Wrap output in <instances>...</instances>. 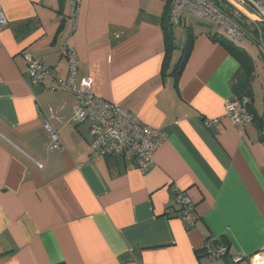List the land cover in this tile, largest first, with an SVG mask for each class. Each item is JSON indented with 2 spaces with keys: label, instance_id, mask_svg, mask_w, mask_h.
<instances>
[{
  "label": "crops",
  "instance_id": "1",
  "mask_svg": "<svg viewBox=\"0 0 264 264\" xmlns=\"http://www.w3.org/2000/svg\"><path fill=\"white\" fill-rule=\"evenodd\" d=\"M167 1L1 0L0 264H264V70L244 49L249 77L225 33L188 15L167 56ZM65 44L79 57V81L166 133L147 173L122 156L92 161L75 95L50 91L51 79L31 84L25 55L65 79ZM242 97L253 103L247 127L225 117L226 102ZM47 120L63 143L51 153ZM180 194L192 200L194 228L178 208L167 212ZM208 237L228 242L230 257H199Z\"/></svg>",
  "mask_w": 264,
  "mask_h": 264
},
{
  "label": "built area",
  "instance_id": "2",
  "mask_svg": "<svg viewBox=\"0 0 264 264\" xmlns=\"http://www.w3.org/2000/svg\"><path fill=\"white\" fill-rule=\"evenodd\" d=\"M227 2L229 6L226 5ZM78 11V2L73 3L71 18L74 25ZM185 15L210 20L236 46L245 42L253 44L264 60V0H171V24L174 27H185ZM243 22L251 27L250 32H254L253 34L243 28ZM6 25L7 18L0 0V32ZM64 54L67 61L65 79L42 59L25 55L31 84L35 87L42 86L47 79H51L55 86L50 91L62 90L75 95L73 121L77 124L90 122L92 161H99L107 156H122L134 161L141 173H147L154 165L155 153L166 141V133L144 125L137 116L123 107L96 95L91 79L79 81L80 61L76 50L65 44ZM250 106L247 97L230 99L225 104V117L235 126H250L255 121ZM43 128L50 137L48 152L60 150L63 143L49 120L43 123ZM177 208L184 223L189 228H194L197 217L194 215L191 198L186 194L178 195L168 206L167 212L172 213ZM206 248L211 259H221L228 254V247L216 244L213 239L207 241ZM256 256L264 260V251ZM243 260L242 256L234 257L232 264H240Z\"/></svg>",
  "mask_w": 264,
  "mask_h": 264
},
{
  "label": "trees",
  "instance_id": "3",
  "mask_svg": "<svg viewBox=\"0 0 264 264\" xmlns=\"http://www.w3.org/2000/svg\"><path fill=\"white\" fill-rule=\"evenodd\" d=\"M243 25V28L246 30V31H249V34H253L254 32H250V29L251 27L246 25L247 23L243 22L242 23ZM163 27H164V30H165V40H166V44H169L167 47V56L169 54V52L172 50V41L174 40V32H173V29H174V26L170 23V0L167 1V4L165 6V9H164V12H163ZM186 45L184 47V50L182 52V57H181V67L182 69L185 67L187 61L189 60L190 58V55H191V52H192V39H191V34H187V40H186ZM249 43V42H247ZM227 50L229 51V53L244 67V69L246 70V72L249 74V77L252 76L251 73L253 71V61L251 59V57L248 55V53L238 47V46H235L229 42H224ZM166 68V65L163 66V70ZM250 107L252 108L253 106V103L252 101L250 102ZM213 238H209L208 237V240H211ZM215 240V239H213ZM215 243L216 244H220V245H223L225 247H228V254L227 256H225L224 258H229L230 257V254H229V246H228V242H226L225 240L223 239H217L215 240ZM197 254H199V257L200 256H208V253H207V248H205L203 250V252L199 253L197 252ZM232 258V257H231ZM233 259V258H232Z\"/></svg>",
  "mask_w": 264,
  "mask_h": 264
},
{
  "label": "rangeland",
  "instance_id": "4",
  "mask_svg": "<svg viewBox=\"0 0 264 264\" xmlns=\"http://www.w3.org/2000/svg\"><path fill=\"white\" fill-rule=\"evenodd\" d=\"M188 16H191V15H188ZM193 21H194V23L200 22V23L205 24V26L208 29H210L212 32L218 31L217 27L214 24L211 25L210 20H208V19L198 20V19L194 18ZM243 49H245L250 55H252L255 59H257L259 67H261V69L264 70V68H263L264 64L258 58V50H257L256 46H254L251 43H245V44H243Z\"/></svg>",
  "mask_w": 264,
  "mask_h": 264
},
{
  "label": "bare ground",
  "instance_id": "5",
  "mask_svg": "<svg viewBox=\"0 0 264 264\" xmlns=\"http://www.w3.org/2000/svg\"><path fill=\"white\" fill-rule=\"evenodd\" d=\"M222 37V36H221Z\"/></svg>",
  "mask_w": 264,
  "mask_h": 264
}]
</instances>
